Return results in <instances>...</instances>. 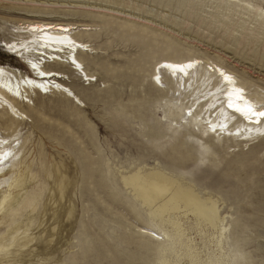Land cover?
<instances>
[{"label": "rangeland", "instance_id": "1", "mask_svg": "<svg viewBox=\"0 0 264 264\" xmlns=\"http://www.w3.org/2000/svg\"><path fill=\"white\" fill-rule=\"evenodd\" d=\"M260 3L0 0V65L27 74L5 44L20 41L16 31L23 23L59 21L91 29L80 33L96 63L84 66L98 79L82 81L91 97L67 80L79 105L35 95L29 121L16 127L20 146L0 178V227L13 225L26 193L37 200L27 198L31 207L14 224L26 235L0 247V256L23 240L28 258L14 257L10 264H264V128L258 135L247 126L211 132L206 114L183 119L202 88L176 92L167 78L158 86L150 82L157 61L198 56L223 64L251 94L257 93L254 86L263 94L264 30L254 11L264 9ZM152 169L173 174L217 203L216 229L192 216L183 220L190 249L172 238L168 226L150 219L123 182ZM34 207L44 210L38 221ZM145 227L164 240L140 235ZM39 229L47 236L44 244H37Z\"/></svg>", "mask_w": 264, "mask_h": 264}, {"label": "bare ground", "instance_id": "2", "mask_svg": "<svg viewBox=\"0 0 264 264\" xmlns=\"http://www.w3.org/2000/svg\"><path fill=\"white\" fill-rule=\"evenodd\" d=\"M262 2L264 3V0H261L260 4ZM254 11L256 20L260 22L264 30V9L258 8L254 9ZM80 28L81 26L59 21L27 22L17 27L16 32L21 35L20 41L5 44V47L8 49L7 51L21 60V63L25 66L28 73L18 75L14 69L0 65V127L4 130L3 132L0 129V178L6 176L4 170L13 161L14 151L20 146L19 143H16L17 139H15L18 136L16 134V127L21 124L24 125L26 121H29V114L32 113L31 103L35 95H53L57 98L64 97L68 100L73 99V102L79 105L81 99L70 89L71 87H69L67 80H72L71 84L76 87H81L82 81L83 83L88 81L89 85L98 81L94 75L87 73L86 67L84 66V61L96 63L94 59L90 60L88 58V54L94 51L91 49L92 46L89 42L84 40L80 33L82 31H91V29L88 26H83L81 28L82 30H79ZM89 37L93 36L90 35ZM188 64H192L193 67L186 68L184 72L166 67V65ZM152 68L150 82L155 86L163 84V79L167 78L171 82V89L176 92L186 91L190 88H202L203 95L196 97L191 107H186L183 113V119L187 120V117L195 119L202 114H206V120H209V124L211 125L209 127L211 132L218 133L221 130L224 131L225 128L242 131L243 127L247 126L252 130V135L261 134L264 128V118L257 123L256 117L249 118L246 114L236 111L235 107H229V105L232 104L233 106L243 108L245 104H251L257 110H264V93L261 94L262 91L258 90L259 87L254 86V90L257 93L255 95L251 94L247 90L246 84L241 82L232 72L228 71L223 64L207 62L198 56L184 58L166 57L157 61ZM221 73L231 76L232 82L225 81ZM78 74H82V77L78 78ZM157 77H159V82L157 81ZM237 89L242 91L237 93ZM78 93L84 94L87 97L94 95L84 86L78 90ZM256 96L258 97L256 98ZM6 132L8 133L6 134ZM188 165L192 168L197 166L192 161H189ZM84 171L86 172V177L91 176L85 166ZM123 182L128 189L132 190L137 201H140L141 207L147 209L150 219L156 220L161 225L168 226L169 231L172 233V238L180 241L188 249H190L191 242L183 240L186 232L183 225L184 219L189 220L188 218L192 216L201 224H205L214 229L217 228L218 221L220 220L217 203L211 198L201 197L191 184L184 180L182 181V179H176L173 174L156 169H152L146 173L138 171L130 176L124 177ZM28 193L25 194V201L21 209L12 214L11 221L13 225L9 226L7 230L0 227V233H5V236L0 237V247H10L18 235H26L22 233L26 230L22 228L23 226L21 227L23 230L21 232L18 230L19 227L14 224L18 220L20 221V216H22L26 208L31 207V204L26 201L27 198L32 197L34 201L37 200L36 195L32 196ZM33 211H37L35 207ZM37 212H35L37 215L36 221L44 215V210L42 209H39ZM36 215L34 214V216ZM47 216L49 217L48 214ZM33 219L35 220V218ZM41 231L43 230L39 229L37 234V244H44L45 237H47ZM138 232L140 235L153 240H164L160 234H155L148 227L140 228ZM58 233L56 232L55 235H59ZM166 235L167 231L163 236ZM27 239H29L28 236ZM23 243L22 240L20 247L17 249L5 251L0 256V260H3L0 264H10L14 257L19 258V260L27 259V252H25L26 249ZM186 248L184 249L186 250ZM189 255L191 256V254ZM194 258L196 256L191 259L195 261ZM49 259L47 258L45 260ZM35 260H43V257H37ZM242 260L240 261L242 262ZM210 261L212 263V260Z\"/></svg>", "mask_w": 264, "mask_h": 264}, {"label": "snow or ice", "instance_id": "3", "mask_svg": "<svg viewBox=\"0 0 264 264\" xmlns=\"http://www.w3.org/2000/svg\"><path fill=\"white\" fill-rule=\"evenodd\" d=\"M77 66L79 67V65H77ZM33 67H35V66L33 65ZM166 67L184 72L186 68H191V67H193V65L192 64H188V65H166ZM41 75H43V73H41ZM221 75L224 77L225 81H227L229 83L232 82L231 76H229L225 73H221ZM157 81L159 82V77H157ZM236 91H237V93H240L242 90L237 89ZM229 107H235L236 111L241 112L242 114H246L249 118L256 117L257 123H259L260 120L262 118H264V110H257L253 106H251V104H245V106L243 108H241L239 106H233L232 104H230Z\"/></svg>", "mask_w": 264, "mask_h": 264}]
</instances>
